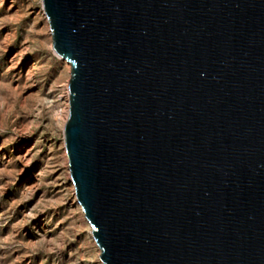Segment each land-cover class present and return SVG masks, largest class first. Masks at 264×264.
<instances>
[{
	"label": "water",
	"instance_id": "95a60500",
	"mask_svg": "<svg viewBox=\"0 0 264 264\" xmlns=\"http://www.w3.org/2000/svg\"><path fill=\"white\" fill-rule=\"evenodd\" d=\"M42 2L101 261L264 264V0Z\"/></svg>",
	"mask_w": 264,
	"mask_h": 264
},
{
	"label": "rangeland",
	"instance_id": "374dc122",
	"mask_svg": "<svg viewBox=\"0 0 264 264\" xmlns=\"http://www.w3.org/2000/svg\"><path fill=\"white\" fill-rule=\"evenodd\" d=\"M52 42L42 0H0V264H104L65 148L71 65Z\"/></svg>",
	"mask_w": 264,
	"mask_h": 264
},
{
	"label": "bare ground",
	"instance_id": "6f19581e",
	"mask_svg": "<svg viewBox=\"0 0 264 264\" xmlns=\"http://www.w3.org/2000/svg\"><path fill=\"white\" fill-rule=\"evenodd\" d=\"M9 37V36H8ZM6 47V46H5ZM53 48V47H52ZM19 61V60H18ZM16 64H18V63H16ZM15 64V65H16ZM34 67V66H33ZM67 99H68V105L66 106V108H65V111H64V119L67 121V119H68V116H69V110H70V95H69V90H68V88H67ZM82 211H83V209H82ZM91 234H92V232H91Z\"/></svg>",
	"mask_w": 264,
	"mask_h": 264
}]
</instances>
